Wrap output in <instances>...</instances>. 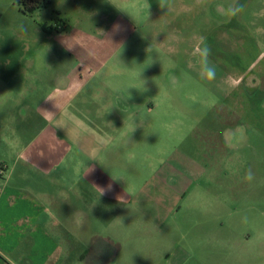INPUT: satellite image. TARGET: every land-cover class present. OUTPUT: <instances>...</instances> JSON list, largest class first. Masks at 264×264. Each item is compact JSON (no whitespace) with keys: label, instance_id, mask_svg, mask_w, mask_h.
<instances>
[{"label":"rangeland","instance_id":"obj_1","mask_svg":"<svg viewBox=\"0 0 264 264\" xmlns=\"http://www.w3.org/2000/svg\"><path fill=\"white\" fill-rule=\"evenodd\" d=\"M247 1L250 0H196L192 3L196 12L192 13L181 5V0H134L131 4L124 0H107L96 3L97 5L93 0H51L47 7L24 14L17 0H0V44L10 46L11 43L15 51H20L22 28L29 27V21L35 20L43 32L45 22L56 34H65L71 30L73 39L70 42L74 46V53L66 57L58 47L61 58L72 57L71 65L76 67L78 62L84 64L96 53L102 58L101 78L106 87L114 90V96L107 99L113 101L116 111L121 114V120L131 123L128 126L123 123L121 129L115 132L107 128L106 124L103 126V121L108 122L113 114L106 113L103 118V114L96 111L98 106L94 100L89 105V111L75 114L72 129L59 130L61 135L72 141L74 153L81 151L78 144L84 139L87 156L93 159L88 162L100 168L104 166L112 169L101 155L115 149L119 153L115 161L116 175H119L117 181L126 191H130L129 186H133L134 189L146 187L143 191L149 192L161 189V184H166L170 191H178L176 181L179 151L195 156L206 167L207 173L198 178L202 191H207L209 187L206 184L211 179V173H208L210 168H227L228 176H232L221 178L225 173H217V181L226 180V185L232 184V189L224 186L229 190L221 193L224 188L221 189V183L217 182V194H212V199L214 197L218 202L228 201L227 224L222 227L216 225L214 234L230 235L231 241L221 242L214 238L210 242H196L192 236L194 229L198 227L193 223L186 225L184 219L180 221L177 208L173 210L169 224L163 226L146 222L147 216L141 212L136 223L122 215L119 222L121 252H248L249 255L252 252H264V130H257L245 120H229L218 109L227 89L226 77L233 70L231 59L227 60L230 57H227L225 38H240L247 46L263 51L261 44H264V22L261 18L259 20L257 0H252L249 10L246 9ZM240 3L245 5L240 15V24L242 25L244 17L247 29L244 32H234L223 24L232 15L231 8ZM114 5H119L122 11L120 27L115 25L120 17L110 13ZM96 6L99 8L98 15L92 13ZM167 6L171 7L170 11L164 10ZM61 19L69 23L70 27L61 28ZM22 20H26V24ZM95 25L109 33L100 38V34L94 30ZM215 27L223 28L226 32H222L224 35L221 36L219 32L216 33ZM78 30L88 33V37H85V33L79 34ZM27 31L32 34L28 45L33 46L34 30ZM42 37L44 38V34ZM99 38L101 40L98 41ZM80 41L87 46L79 47ZM201 42L208 47V42L218 43L223 49L213 59L212 63L222 64L213 65L215 71L211 77L203 76L200 72L195 48ZM96 45L100 47L97 48ZM5 50L9 55L0 51L1 64L11 58L12 52L7 48ZM44 51L42 49L40 59L42 65L50 69L52 62ZM25 55L32 56L31 53ZM211 61L208 57L210 64ZM58 68L60 72V65ZM249 77L259 79L257 75L251 74ZM30 84L36 85L37 82L31 81ZM151 104L156 106L150 109ZM194 123L200 124L199 127L196 124V134L190 128ZM184 126L189 127L187 134ZM208 126L212 130L207 132ZM75 129L82 130L78 138L75 136ZM213 131L225 141L221 144L210 142L215 139ZM112 143L115 145H111ZM249 172L253 176L251 181L245 179ZM73 180L80 181L81 177L74 175ZM169 188L165 189L166 193H169ZM75 191L74 189V192L64 194L71 199L74 208L70 211L77 216L75 220L79 223L74 225L75 230L72 232L76 242L72 250L74 253L70 258H61L58 264H80L77 253L82 252L86 245L90 247L86 240L91 238L93 230L100 237L110 235L111 226L104 210L100 217L89 212L87 222L82 224V209L79 206L82 199ZM202 196L203 201L210 199L208 193H203ZM89 197L90 203L91 198L96 199L97 195L90 194ZM138 198L136 197V201ZM170 198L173 204L178 203L176 195L171 194ZM194 212L195 210H191V214L185 217L194 220ZM64 225H58V238L64 234ZM168 226L170 238L165 233H156L157 228L163 227L165 232ZM199 228L205 236L210 231V225H201ZM256 255L253 253L245 258L248 259V264H264V257Z\"/></svg>","mask_w":264,"mask_h":264},{"label":"crops","instance_id":"obj_2","mask_svg":"<svg viewBox=\"0 0 264 264\" xmlns=\"http://www.w3.org/2000/svg\"><path fill=\"white\" fill-rule=\"evenodd\" d=\"M93 1L97 5L107 0ZM132 1L134 0H124L129 4ZM181 1V5L188 12H196V7L192 4L196 0ZM250 1H247V10L253 2ZM256 5L259 9V20L261 18L264 22V0H257ZM237 6L241 7L242 11L245 8L242 3ZM170 8L167 6L164 10L170 11ZM98 11L99 8L96 6L92 13L98 15L100 14ZM242 11L237 15H231L223 26L234 32H244L247 24L244 17L242 25L240 24ZM112 12L120 17L119 26L115 22L116 27H120L123 15L119 5H114L113 10H110V13ZM22 21L26 24V20ZM61 22L63 23L61 28L70 27L63 19ZM29 23V27L22 28L20 51H15L11 43L10 46L5 43L0 44L2 54L9 55L5 48L12 52L11 58H7L2 64L0 62V264H58L61 258L73 256L72 250L76 242L72 232L75 230L74 225L77 226L79 223L75 220L77 216L75 217L73 211H70L74 208L71 199L64 194L74 192V189L82 199L79 205L82 209V224L87 222L89 212L100 217L104 210L111 226L110 235L104 237H100L99 233L93 230L91 238L86 240L90 247L86 245L82 252L77 253L80 264H248V259L245 258H249L253 253L258 257H264V252L262 254L252 252L250 255L248 252H121L119 222L122 215L136 223L141 212L146 214V222L163 226L169 224L172 212L177 208L180 221L184 219L186 225L193 223L198 227L194 229L192 236L196 242L202 240L210 242L214 238L221 242L231 241L230 235L214 234L217 230L216 225L222 227L227 224L228 201L218 202L216 198L212 199V194H217V182L221 183V189L228 186L226 180L217 181L215 176L217 173H225V176H220L221 178L232 176L231 174L228 176L227 168L223 170L215 164L218 169L210 168L208 173H211V179L206 184V187H209L207 191H202L201 181L198 178L207 173L206 167L195 156L179 151L176 181L179 185L178 191H170L166 184H161V189L149 192L143 191L146 187L134 189L133 186H129L131 190L126 191L117 181L119 175H116L115 161L119 153L115 149H110L107 154L101 155L105 163L109 162L112 169L104 166L100 168L88 162L93 159L87 156L84 139L80 145L78 144L81 151L74 153L72 141L67 136L61 135L59 130L72 129L75 114L89 111V105L94 100L98 106L96 111L102 113L103 118L106 113L113 114L108 122L103 121V126L106 124L107 128L115 132L131 122L121 120V114L116 111L113 101L107 99L114 96V90L103 83L100 73L103 65L99 53L90 56V61H85L84 64L78 62L75 67L71 65V56L67 59L58 55V47L66 57L74 53V46L70 42L73 39L71 30L65 34H56L45 22L44 28L42 27L43 32L37 21L32 20ZM127 23L130 25L128 21ZM30 29H33L35 34L33 46L28 45L32 36L27 31ZM94 30L98 34L99 31L102 32L100 38L109 33L98 25L94 26ZM218 32L222 36L224 35L222 32L226 31L218 28L216 33ZM78 33H85V37H88V33L84 31L78 30ZM100 38L98 41L101 40ZM225 39L227 57H230L227 60L231 59L230 65L233 70L226 77L227 89L222 95L221 107L218 109L227 119L245 120L246 123L262 131L264 130V44H261L263 51L259 52L252 46H247L240 38L233 36ZM208 43L211 49L209 55L212 60L211 65L222 64L212 63L214 57L223 52L222 47H219L218 43ZM78 45L82 48L87 46L82 41L78 42ZM42 49H45L44 52L52 62L50 69L42 65L40 59ZM26 53H31L32 56L27 57ZM251 74L257 75L259 79L249 77ZM31 81H36L37 84L31 85ZM155 106L151 104L149 108ZM57 124H63L65 127H56ZM196 124L199 123H194L190 127L195 134L198 132ZM228 124L231 122L228 121ZM199 126L200 124L197 127ZM187 128L189 129L184 126L186 134ZM209 128L210 126L207 127V132L212 130V127ZM213 136L215 139L210 142L221 144L225 141L214 131ZM225 158L229 159L228 156ZM74 175L81 177V180L74 181ZM109 186L110 190H108ZM97 187L106 189L105 194L99 196ZM167 188L169 193L165 192ZM228 188L232 189V184ZM228 188H224L221 193L227 192ZM203 193L209 194L208 201L202 200ZM90 194H96L97 198H91L89 203ZM171 194L177 196V204L171 202ZM136 197H139L137 201ZM191 210H195L194 220L185 217L191 214ZM59 224H65L64 234L60 238L56 236ZM201 225H210V231L206 232L207 236L202 234L199 228ZM157 229L156 233L162 235L165 233L166 237L170 238L169 226L166 229L168 233L163 232V227Z\"/></svg>","mask_w":264,"mask_h":264},{"label":"clouds","instance_id":"obj_3","mask_svg":"<svg viewBox=\"0 0 264 264\" xmlns=\"http://www.w3.org/2000/svg\"><path fill=\"white\" fill-rule=\"evenodd\" d=\"M240 11H242V8L239 6H234L231 8V13L232 15H237ZM99 31V30H98ZM100 34L102 35V32L99 31ZM211 49L208 47L206 43L201 42L200 44L197 45L195 48V54L199 58V63H200V72L203 76H208L211 77L214 75V67L208 62V57L210 55ZM56 127H65L63 124H57ZM75 136L78 138L82 134V130L80 129H75ZM246 180L251 181L253 179L252 174L249 172L246 177ZM99 191V196H102L105 194L106 189L104 188H99L97 187ZM110 190V186L109 189Z\"/></svg>","mask_w":264,"mask_h":264},{"label":"trees","instance_id":"obj_4","mask_svg":"<svg viewBox=\"0 0 264 264\" xmlns=\"http://www.w3.org/2000/svg\"><path fill=\"white\" fill-rule=\"evenodd\" d=\"M24 14H31L51 4V0H17Z\"/></svg>","mask_w":264,"mask_h":264}]
</instances>
